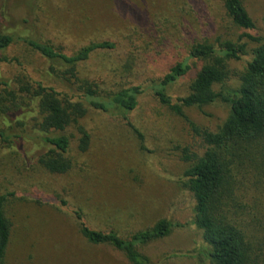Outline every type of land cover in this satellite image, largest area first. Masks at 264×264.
<instances>
[{
  "label": "rangeland",
  "instance_id": "rangeland-1",
  "mask_svg": "<svg viewBox=\"0 0 264 264\" xmlns=\"http://www.w3.org/2000/svg\"><path fill=\"white\" fill-rule=\"evenodd\" d=\"M242 3L253 30L233 26L220 0H0V33L14 39L0 52V94L8 87L18 91L20 83L39 82L70 96L80 94L77 86L60 83L50 63L19 41L23 38L67 56L92 43L112 42L115 50L96 52L80 65L79 78L104 93L135 85L146 90L127 116L133 128L120 115L89 109L80 121L90 135L89 148L80 152L78 134L70 129L72 168L61 176L36 162L48 149L41 143L36 105L23 98L18 110L0 115V130L11 137L9 143L0 139V195L14 194L4 206L11 224L4 264H130L111 247L88 245L76 212L90 228L115 231L122 238L167 220L173 225L170 235L138 251L151 264H209L202 233L193 224L194 199L184 187L191 163L182 160L183 149L201 156L205 145L147 89L182 61L195 41L236 42L243 35L264 39V0ZM254 45L249 42L248 54L229 63L233 73L245 70ZM190 64L191 74L168 90L173 96L186 94L192 74L202 66ZM238 84L232 78L214 90L232 91ZM229 112L222 103L185 109L192 123L210 132L222 126Z\"/></svg>",
  "mask_w": 264,
  "mask_h": 264
},
{
  "label": "trees",
  "instance_id": "trees-1",
  "mask_svg": "<svg viewBox=\"0 0 264 264\" xmlns=\"http://www.w3.org/2000/svg\"><path fill=\"white\" fill-rule=\"evenodd\" d=\"M220 3L233 26L243 31L254 29L242 0ZM19 41L50 63L51 74L60 83L77 86L80 94L70 96L40 82L35 86L20 83L18 91L8 87L0 94V115L18 110L23 98L34 103L41 118L37 126L43 134L41 143L48 148L36 162L50 174L65 175L72 168L68 131L75 129L77 148L86 152L90 135L80 121L89 109L106 116L120 115L129 124L127 116L137 109L146 90L135 85L104 93L94 83L79 78L80 65L96 52L115 50L117 45L112 42L92 43L67 56L47 43L29 38ZM13 42L11 36L0 33V52ZM249 42L255 44L250 50L252 59L243 72L233 73L229 63L248 54ZM191 61L202 63L201 68L192 74L186 94L173 96L168 90L191 74ZM232 78L239 83L235 90H214ZM147 90L159 105L185 120L205 145L201 156L182 150V160L191 163L184 173V187L194 199L193 224L202 233L204 258L209 264H264V39L243 35L236 42L219 38L215 42L195 41L188 47L186 57ZM217 103L227 105L230 112L216 132L200 129L185 114V109ZM5 132L0 130V139L9 143L11 137ZM134 132L140 136L137 130ZM10 196L14 194L0 195V264H4L11 238V224L4 215ZM75 216L80 235L88 245L111 247L130 264H151L137 247L168 237L173 228L171 222L160 220L149 229L122 238L115 231L90 228L78 212Z\"/></svg>",
  "mask_w": 264,
  "mask_h": 264
}]
</instances>
